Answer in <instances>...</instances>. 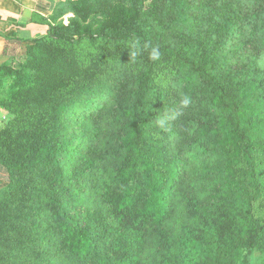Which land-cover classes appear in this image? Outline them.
Instances as JSON below:
<instances>
[{"label": "trees", "instance_id": "1", "mask_svg": "<svg viewBox=\"0 0 264 264\" xmlns=\"http://www.w3.org/2000/svg\"><path fill=\"white\" fill-rule=\"evenodd\" d=\"M86 1H74L82 13ZM136 1L112 12L106 31L77 37V23L34 14L47 34L24 41L19 69L0 66V90L11 78L0 98L9 114L0 264H251L253 251L264 255V0ZM87 40L101 52L69 74L60 59ZM103 41L121 49L106 52ZM153 48L168 65L150 58ZM129 63L136 73L122 79L115 66ZM199 155L207 196L185 193L195 224L173 234L174 199ZM87 188L94 206L85 211Z\"/></svg>", "mask_w": 264, "mask_h": 264}, {"label": "rangeland", "instance_id": "2", "mask_svg": "<svg viewBox=\"0 0 264 264\" xmlns=\"http://www.w3.org/2000/svg\"><path fill=\"white\" fill-rule=\"evenodd\" d=\"M53 12L50 15L51 17L47 18L46 21L52 23L53 25H69L72 23H77V26L70 28V33L74 34L75 37L80 35L83 32H87L88 30H92L94 34H98V32H103L107 30L109 26V22L111 21V14L112 12L114 15L117 14L119 9L125 10H135L137 1L136 0H87L88 4L91 6V9L82 13L80 10L76 8L77 4H74L75 0H53ZM248 7V4L245 5ZM40 20H43L41 17H37ZM49 30V29H48ZM36 38V37H35ZM51 37L49 38V40ZM31 40V39H30ZM26 39H22L18 41L17 47L14 49V54L9 57L6 62L10 64V66L15 70L19 69L21 64L25 62L27 56V43H25ZM130 46L139 49V45L137 43H129ZM102 45L106 52L115 51L117 49H121L119 45L111 44L108 41H103ZM138 45V47L134 46ZM101 47V45H100ZM97 50L98 48H92V45L89 41H84L82 45H78L74 52H66L65 56L60 59L61 68L67 71L69 74H73L72 68L79 71L80 68L87 66L88 61L87 59L91 57V54ZM101 52V51H98ZM75 54V59L73 64L72 62V55ZM264 60V57H263ZM169 60L167 58H160V65L166 66L168 65ZM98 63V61H97ZM142 63H147L146 60H143ZM126 64V65H119L116 67V72L122 77V79L130 77L131 73L135 72V66ZM144 70V67L143 69ZM141 70V71H142ZM29 71V70H28ZM29 74H32V71H29ZM34 77H31L33 79ZM6 85L4 90L7 92V86L11 83V78L7 77ZM159 80H162L164 83H170L171 78L169 75H162L159 77ZM33 81V80H32ZM4 90H0V98L4 99L7 98V93ZM186 113L187 111L191 112L189 108L185 107ZM9 118L8 112L5 108L0 105V127H2ZM111 122V118H109V123ZM111 129L113 127H110ZM109 137V136H108ZM86 144V143H84ZM211 161H214V158L209 157ZM205 156L199 155L195 158L190 159L189 164L186 169V186L185 189L177 194L174 199V211L172 214V218L170 219V227L172 233H176L179 227L182 224H195L194 219L190 217L187 213L185 208V193L186 192H195L198 193L201 197H206L207 192L206 188L208 187V182H203L200 180L198 172H200L202 165L204 163ZM71 168V166L69 165ZM7 183L5 176L0 175V189ZM81 199L82 202L80 203L82 210L85 211L88 208H92L94 206V201L90 196V192L88 188L86 190L81 191ZM207 199V198H206ZM157 256V248L153 245L146 248L145 257L146 261L152 262L155 257ZM250 263L251 264H261L264 260V255L259 253L258 251H253L250 255ZM65 264V263H62ZM234 264H247L244 259L235 262Z\"/></svg>", "mask_w": 264, "mask_h": 264}, {"label": "crops", "instance_id": "3", "mask_svg": "<svg viewBox=\"0 0 264 264\" xmlns=\"http://www.w3.org/2000/svg\"><path fill=\"white\" fill-rule=\"evenodd\" d=\"M53 0H0V66L14 54L18 41L47 34L49 26L32 18L50 16Z\"/></svg>", "mask_w": 264, "mask_h": 264}, {"label": "clouds", "instance_id": "4", "mask_svg": "<svg viewBox=\"0 0 264 264\" xmlns=\"http://www.w3.org/2000/svg\"><path fill=\"white\" fill-rule=\"evenodd\" d=\"M134 46L138 47V45H134ZM145 47H147V46L145 45ZM136 54H137V52H133V53H132L133 57H134ZM150 58H151L152 60H158V59L160 58V53H159L158 49L153 48V49L151 50V52H150ZM180 103H181V105H182L183 107H187V106L189 105V103H190V99L187 98V97H185V98H183V99L180 101ZM170 118H174V115H173V117L164 116V117L160 118V119L157 121V123L160 125V127H164V126L166 125L168 119H170Z\"/></svg>", "mask_w": 264, "mask_h": 264}]
</instances>
